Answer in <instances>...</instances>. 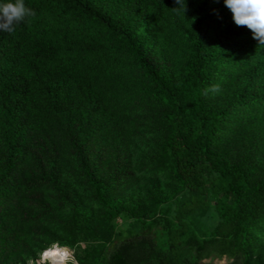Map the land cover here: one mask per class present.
<instances>
[{
	"label": "trees",
	"instance_id": "obj_1",
	"mask_svg": "<svg viewBox=\"0 0 264 264\" xmlns=\"http://www.w3.org/2000/svg\"><path fill=\"white\" fill-rule=\"evenodd\" d=\"M25 4L0 31V264L57 241L79 264H264V45L224 0Z\"/></svg>",
	"mask_w": 264,
	"mask_h": 264
},
{
	"label": "clouds",
	"instance_id": "obj_2",
	"mask_svg": "<svg viewBox=\"0 0 264 264\" xmlns=\"http://www.w3.org/2000/svg\"><path fill=\"white\" fill-rule=\"evenodd\" d=\"M179 5L173 11L182 8L185 12V0H176ZM225 6L231 11L234 23L238 27H246L253 34V39L264 45V0H224ZM35 11L25 4V0H4L0 2V31L13 33L15 29ZM221 86L211 85L203 90V95L219 94ZM27 264H79L72 250L59 241L51 243L35 258H29Z\"/></svg>",
	"mask_w": 264,
	"mask_h": 264
},
{
	"label": "rangeland",
	"instance_id": "obj_3",
	"mask_svg": "<svg viewBox=\"0 0 264 264\" xmlns=\"http://www.w3.org/2000/svg\"><path fill=\"white\" fill-rule=\"evenodd\" d=\"M225 263V259H222L220 261H217V264H224Z\"/></svg>",
	"mask_w": 264,
	"mask_h": 264
}]
</instances>
